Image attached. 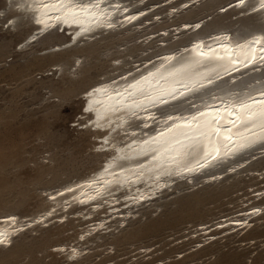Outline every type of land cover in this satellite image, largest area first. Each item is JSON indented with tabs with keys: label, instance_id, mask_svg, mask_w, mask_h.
I'll list each match as a JSON object with an SVG mask.
<instances>
[{
	"label": "bare ground",
	"instance_id": "6f19581e",
	"mask_svg": "<svg viewBox=\"0 0 264 264\" xmlns=\"http://www.w3.org/2000/svg\"><path fill=\"white\" fill-rule=\"evenodd\" d=\"M149 1L42 0L48 5L45 8L33 0H19L18 7L30 12L35 25L26 42L52 28L75 27L67 41L74 44L101 32L145 26L162 16L154 13L146 17L149 11L160 3L174 2L147 4ZM205 1L179 0L165 13L172 16ZM217 11L236 12L233 18H250L240 27L220 23L201 29L204 17H198L150 32L143 38L151 40L155 34L167 36L169 32L172 36L169 41H159L156 53L104 77L84 92L90 98L82 110L90 114L80 125L98 130L94 149L108 152L89 175L47 191L51 204L35 216L13 212L0 215V233L7 240L0 249L9 247L33 225L64 220L74 206L83 208L81 214L89 218L104 210L79 233L82 240L106 226L115 215L124 222L138 206L179 180L192 184L198 179L217 180L244 166L254 153H264V104L260 103L264 101L262 0H225ZM184 32L186 35L178 37ZM258 37L260 42L255 43ZM248 51L255 54V60L246 57ZM78 63L79 58L74 64ZM242 104L250 108H242ZM249 112L254 113L251 119ZM209 120L219 128L218 133L205 126ZM261 209L262 205H253L217 226L222 232L241 228ZM62 248L69 259L84 250L77 243Z\"/></svg>",
	"mask_w": 264,
	"mask_h": 264
},
{
	"label": "rangeland",
	"instance_id": "374dc122",
	"mask_svg": "<svg viewBox=\"0 0 264 264\" xmlns=\"http://www.w3.org/2000/svg\"><path fill=\"white\" fill-rule=\"evenodd\" d=\"M154 1L161 0L147 4ZM178 1L149 11L146 17L162 16L148 25L58 50L47 46L61 36L21 41L27 27L0 15V215L33 217L50 206L47 191L99 167L102 154L93 149L90 129L74 127L80 93L101 76L156 53L159 41L172 36L158 33L148 40L146 34L184 19L204 17L202 29L220 23L240 27L250 18L219 13L225 0H206L167 16ZM197 181L175 185L124 222L111 217L82 240L79 233L104 210L89 218L74 206L62 221L25 229L0 249V264H264V156L217 180ZM253 205L262 209L245 226L225 232L217 226ZM71 243L84 248L75 259L62 248Z\"/></svg>",
	"mask_w": 264,
	"mask_h": 264
},
{
	"label": "water",
	"instance_id": "95a60500",
	"mask_svg": "<svg viewBox=\"0 0 264 264\" xmlns=\"http://www.w3.org/2000/svg\"><path fill=\"white\" fill-rule=\"evenodd\" d=\"M18 1L19 0H3L1 5H0V9L2 10V12H0V15L3 16L5 22H8L9 20H12L13 21L12 24H18V26L19 25H25L27 27L26 31L23 34V38L21 40V41H25L27 39V37L34 31L35 25L32 23V18H31L30 12H28L24 8L18 7ZM256 12H254V13H256ZM251 15H253V13L249 14V16H251ZM72 29H75V27H63L62 29H60L58 27L57 28H52V29L48 30L45 33H38L36 38L47 36V35L61 36V38L57 39L55 42H53L52 44H49L47 46L48 49H55L56 46H59V48H56L58 50V49L71 48V47H73L75 45H79L81 43H85V42H88V41L95 40V39L99 38L103 34L106 35V34H109V33H113V32H116V31L123 30V28H120V29H117L115 31L101 32V33L97 34L94 37L83 38V39L77 41L74 44H68L67 43L68 39L73 37ZM77 58L78 57L75 56V60ZM59 70H61V68H59ZM106 76H110V75L101 76L98 81L102 80ZM97 82H94L93 84L88 86L85 90H83L80 93L81 96H80V103H79L80 104L79 112L74 117V120H76L78 123L74 124V127H81V125H80L81 121L83 122L84 120H86L88 115L90 114V112H83V110H82L83 106L86 104L88 98H90V95H85L84 96V92L85 91H89L90 87H92V85H94ZM189 104L190 103H187V105H189ZM81 128L82 129L89 128L90 132L92 134L91 138H93V139L96 138L98 130L91 129L90 127H81ZM93 149H94V146H93ZM97 151L102 154V160H103L105 154L108 152V150H106V149L105 150H97ZM254 155L255 156L252 159L260 157V156H264V153L263 152H257V153H254ZM102 160H101V162H102ZM71 181H75V180H71ZM71 181H67V182H71ZM181 183H186V184H188L190 186H194L196 184H199L200 182L192 184V183H189L187 180L183 179V180H179L176 184H174V186L178 185V184H181ZM174 186L170 187V189H172ZM170 189H168V190H170ZM168 190H166V191H168ZM166 191H164V192H166ZM163 193L161 195L157 196L156 198H154V199H152V200H150V201L138 206L137 209L142 207L143 205H146L148 203H152L155 199L161 198Z\"/></svg>",
	"mask_w": 264,
	"mask_h": 264
},
{
	"label": "snow or ice",
	"instance_id": "6c2138e0",
	"mask_svg": "<svg viewBox=\"0 0 264 264\" xmlns=\"http://www.w3.org/2000/svg\"><path fill=\"white\" fill-rule=\"evenodd\" d=\"M33 2L36 3V4H39L41 7H45V8L48 7V5L47 4H44L42 2V0H33ZM60 2H63V0H60ZM241 3H243V0H241ZM262 7H264V0H262ZM37 22L40 23L42 21H39L38 20ZM260 39L261 38H259V37L256 38L255 43H259L260 42ZM262 51H264V49H262ZM246 57H250L251 60H255L256 59L255 54L252 51L246 52ZM262 59H264V57H262ZM132 87H136V86L133 85ZM97 91H99V90H97ZM260 103L264 104V101H260ZM138 106L139 105H137V107ZM241 107L242 108H250V105L242 104ZM200 115L203 116L204 113H200ZM253 115H254V113L249 112L248 113V118L251 119ZM261 115L264 116V113H261ZM193 119H195V117ZM197 126L199 127V125H197ZM205 126L206 127H209V128H212L217 133L219 132V128L214 127L212 121H210V120L209 121H205ZM6 242H7L6 237L4 236L3 233H0V244H5Z\"/></svg>",
	"mask_w": 264,
	"mask_h": 264
}]
</instances>
